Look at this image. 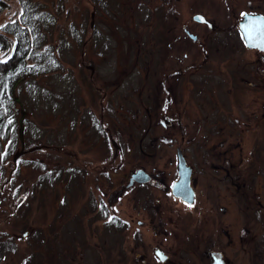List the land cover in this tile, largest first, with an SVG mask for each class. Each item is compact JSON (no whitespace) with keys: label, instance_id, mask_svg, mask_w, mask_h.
Masks as SVG:
<instances>
[{"label":"rangeland","instance_id":"1","mask_svg":"<svg viewBox=\"0 0 264 264\" xmlns=\"http://www.w3.org/2000/svg\"><path fill=\"white\" fill-rule=\"evenodd\" d=\"M141 1L146 4L151 0H32L31 5L36 9L34 12L38 13L39 20L45 24L44 27L39 28L45 34L42 52L52 51L53 58L62 63V67L61 69L56 67L50 73L35 80H25L18 85L17 94L27 126L24 132V149L50 146L59 140L64 147L59 153L66 154L69 141H72L74 136H82V127L80 128L81 125L77 123L83 122L90 134L93 130L92 115L100 118L99 108L105 107L111 108L107 112L104 111L103 117L106 123L108 122L112 128L113 125L115 126L123 141L128 144L126 149L129 150L126 153L128 160L126 165H123L122 176L113 177L114 185H117L122 178L125 179L126 184L128 183L129 175L137 168L136 161L147 160L152 170L175 166L176 155L173 152L180 142L175 139L169 148L168 143L164 142L166 138L157 134L156 130H162L164 127L158 125L161 123L160 120H156L157 122L154 120V110H151L150 116L147 117L149 125L146 127L150 133L146 134L147 136L151 134L148 140L156 151L153 150L154 155L151 158L140 151L143 144L139 141L143 134L141 131L145 129L141 118L148 113L143 106L148 101L143 98L149 93L141 82L144 83L146 77L158 76L156 70L160 71L168 67L165 60H162L160 67L151 65L149 61L154 54V48L158 50L162 44L158 41L164 40L169 34L167 29L160 28L163 25L161 22L166 20L162 19L163 12L158 9L151 10L148 4H141ZM160 1L153 0V5L159 4ZM8 2L10 7L0 13V25L15 15L19 9L14 4L16 0H8ZM173 10L176 21L175 28H172L175 33L172 35L171 32V35L178 41L185 37L182 25L195 8L188 9L184 7L183 0L182 3L179 0V4L173 6ZM167 15L165 11L164 16L168 17ZM206 19L213 24L209 18ZM156 27L158 29L153 31ZM195 29L197 28L188 30L192 33ZM159 31H162L163 37L158 35ZM152 32L153 36L150 39L147 34ZM158 38L160 39L156 41ZM190 50L198 51L200 47L194 46ZM2 58L3 55L0 54V59ZM206 60L212 66L208 72L215 81L227 83L230 75L237 78L234 55L228 57L224 63H219L216 57L206 59L201 56L194 64L199 66ZM190 61H192L190 55L183 58L180 52L174 59L179 66L188 65ZM91 64L94 65L92 74L87 68ZM77 66H81V69ZM204 71L205 69L201 73L203 74ZM85 77H89L101 91L105 86V96L104 92L99 95H93V91L89 92L85 88ZM180 84L181 92L188 94L191 88L189 80L183 79ZM159 97L150 95L149 101L160 105L163 96L160 99ZM164 125L167 128L165 120ZM134 132L137 133V138L133 137ZM220 132L218 128L203 136L202 147L200 149L194 145L189 147L186 150V157L188 163L198 168L203 157L205 165L220 164V177L213 176L214 179L210 180L207 189L199 186L198 191L202 192V196L208 194L211 207L216 211L217 215L214 216L219 220V226L223 228L221 239L225 246L223 250H227V261L230 264H252L251 247L240 240L258 238L264 247V175L253 176L249 184L243 180L247 179L245 177L242 178L243 181L237 180L236 175L231 172L233 166L223 163L233 162L239 169L245 164L240 160L245 157L246 150L240 149L236 143L228 145ZM19 148L18 140L13 149L19 151ZM136 149L142 154H139V157L136 155ZM53 150L55 149L46 147L43 153L36 149L21 155L20 158L24 161L21 162L15 176L12 165L7 166L8 174L0 185L1 188L5 186L3 190L5 196L0 206V264H54L51 263L53 261L51 253L47 252L50 248L49 244L57 246L56 250H59L60 243L64 246V240L72 244L75 243L74 240L79 244L83 243L86 264L91 263V255L96 252L93 249L88 250L91 246H96L94 243L100 246L103 244L108 248L111 259L107 260V264H122L118 261V252L127 248L124 242L126 239L127 243L128 238H124L122 243L120 238L124 237V234H129V231L125 229L126 233L117 225V227L115 225L104 227L100 223H96V226L92 223L95 218L86 205L88 203L86 200H89L88 192L85 190L82 192L80 189L84 188L87 179L82 176L69 177V163L56 161L52 156ZM213 154L219 155V158L216 156L212 158ZM153 158L155 163L151 164L149 160ZM32 161L38 162V165ZM209 172L214 174L211 165L205 168V173ZM243 173L242 175L245 176L246 172ZM231 174L233 178L230 177ZM39 175L45 176L46 179L38 185ZM55 175L56 178L53 179ZM69 178L71 180L77 178V182L81 185L80 193H71ZM156 180L161 181L159 178ZM110 197L113 195L111 194ZM250 198L261 215L260 219L255 221L249 216L247 218L245 212L246 203ZM171 202L174 208L186 214L187 219H192L199 212V207L195 205L185 207L179 202L172 200ZM161 204L163 205L162 202ZM116 205L120 210L123 207L130 210V199L122 198V201ZM61 207L65 209L60 210ZM160 208L162 209L163 206ZM133 212L131 210L129 213L126 212L125 218L130 220ZM161 216L169 223L175 220L171 214L165 213ZM136 224L131 227L134 229V226L137 227ZM169 228L170 226L166 227ZM108 234L111 236L107 237ZM166 239L172 240L170 234L159 232L157 238L150 239L149 242L153 247L161 245L167 249V243L164 242ZM85 240L89 245H86ZM73 252H75L73 257H80L78 250ZM189 263L198 264L195 258H191Z\"/></svg>","mask_w":264,"mask_h":264},{"label":"flooded vegetation","instance_id":"2","mask_svg":"<svg viewBox=\"0 0 264 264\" xmlns=\"http://www.w3.org/2000/svg\"><path fill=\"white\" fill-rule=\"evenodd\" d=\"M180 1L182 3V0ZM183 2L184 7H188V9L192 7V10L195 8V11H192L190 17L185 19L182 25L185 37L178 41L175 36H172L175 33L172 28H175L176 21H174L173 6L179 4V0H161L157 5H153V0L146 3L151 10L158 9L164 15L165 11L168 13V17L162 15V19L166 20L161 22L163 25L160 28L167 29L169 34L162 41L159 40L160 38L156 39V41L159 40L158 43L162 42V44L158 50L154 48V54L151 55L149 61L151 65L160 67L162 60H165L168 67L155 71L159 74L155 76L159 80L150 76L145 78L144 83L141 82L149 93L146 98H143L148 101L143 104L144 110L148 113L142 115L141 118L146 130L141 131L143 134L139 141L143 143V146L141 145L140 151L145 153L148 158L154 155L153 145L148 140L151 138V134L147 136L150 133L147 130L149 125L147 117L150 116L149 112L154 110V120H160L161 123L158 125L164 127L159 131L155 127L157 134L166 138L164 142L168 143L169 148L175 139L180 142L173 152L176 155L173 168L152 170L147 160L136 161L137 168L129 175L128 183L126 184L125 179L122 178L117 185H114L113 177L115 175L122 176L123 165H126L128 160L126 153L129 150L126 149L128 144L123 141L115 126L113 125L112 128L108 122L106 123L103 117L104 111L107 112L111 108L105 107L99 108L100 118L97 115H92L93 130L90 131L91 135L88 134V129L83 122L77 123L81 125L80 128L82 127V136H74L72 141H69V149L66 148L68 150V152L65 151L66 154L59 153L64 149L59 140L50 146L37 147L42 153L46 147L55 149L52 151L53 158L56 161L69 163V177L82 176L87 179L84 188L80 189L82 192L84 190L88 192L89 200H86L88 202L86 205L95 218L92 222L95 226L96 223H100L104 227L112 226L116 219L121 230L129 231L128 234L125 230L127 235L124 234V237L120 238L121 243L124 238H128V242L126 243V239L124 242L125 245L127 244V248L118 252V261L122 264H190L191 258H195L198 264H230L226 258L227 250H223L225 248L224 241L221 239L223 228L219 226V220L214 216L217 215L216 211H213L211 207L208 194L202 196V192L198 191L199 186L207 189L210 180L214 179L213 176L220 177V164H209L212 166L214 174L205 173V168L209 165H205L204 157L198 165L199 168L188 163L186 157V150L189 147L193 145L199 149L202 147L201 138L203 136L219 128L228 145L236 143L240 149L246 150L245 157L240 160L245 164L239 169L233 162L223 163L224 165L229 164L230 167L233 166L231 172L233 171L237 180H242L245 177L247 179L243 180L249 184L253 176L264 175V0H183ZM142 3L144 2L141 1ZM240 6L244 8L241 9ZM196 16H200V18H195ZM206 18H209L213 24ZM247 18L249 21L243 30L241 23ZM158 27L153 28V31ZM192 28L197 29L191 33L189 30ZM152 34L153 32L148 33L147 36H150L151 39ZM158 35L164 34L159 31ZM247 35L249 38L246 40L245 36ZM194 46L200 47V50H190ZM177 51L183 54V58L190 55L192 61L188 65L179 66L177 62H174L178 54ZM232 55L235 56L237 78L230 75V78H227V83L214 80L208 72L212 66L207 60L199 66L195 65L201 56L206 59L216 57L219 63H224ZM183 79L189 80L191 88L188 94L184 91L181 92L180 82ZM92 84L93 90H97L99 94L104 92L105 96V86L101 91L94 83ZM150 95L160 96L159 99L163 96L161 104L155 105L152 101L150 102ZM162 118L167 122V128ZM158 125L156 124L157 127H159ZM85 129L86 131H84ZM132 135L135 138L138 137L135 132ZM139 154L136 149L138 157L142 155ZM178 156H181L190 174L189 185L193 193V200L188 204L172 195V185L179 178ZM214 156L219 158V155L214 154L212 158ZM149 161L151 164L155 163L154 158ZM243 171L246 172L245 176L242 175ZM137 173L139 180H132V175ZM43 177V180L46 179L45 176ZM230 177L233 178V174ZM55 178L56 175L53 179ZM77 178L75 180L69 178L71 193L78 194L81 191L79 190L81 185L77 182ZM157 178L161 181L156 180ZM111 194L113 197H110ZM122 198L130 199V210L134 211L130 220L125 218V213H129L130 210L126 207L120 210L116 205L122 201ZM171 200L179 202L185 207L195 205L199 207V212L192 219H187L184 212L174 208ZM246 205L247 218L249 216L254 221L260 219L261 215L255 209L251 198L248 199ZM161 206H163V210L160 208ZM61 209H65V207H61ZM165 213L173 216L175 219L173 223L164 220L161 214ZM134 223H137V227L134 226L133 229L131 225ZM167 226L170 228L166 229ZM159 232L170 234L172 237V240L164 241L167 243V249L161 245L153 247L149 242L150 239L157 238ZM151 234L152 237H150ZM109 236L111 235L108 234L107 237ZM74 241L75 243L72 244L64 240V246L60 243L59 250H56L57 246L49 244L50 248L47 251L53 258L51 263L86 264L83 256V243L79 244L77 240ZM85 241L86 245H89V242ZM244 241L251 247L252 264H264V247L258 238L240 240V242ZM94 245L96 246H91L88 249L96 251L91 255L90 264H107V260L111 259L108 248L103 244L100 246L94 243ZM74 250L76 252L78 250L80 257H73Z\"/></svg>","mask_w":264,"mask_h":264},{"label":"trees","instance_id":"3","mask_svg":"<svg viewBox=\"0 0 264 264\" xmlns=\"http://www.w3.org/2000/svg\"><path fill=\"white\" fill-rule=\"evenodd\" d=\"M31 2L32 0H16L14 4L19 9L15 15L0 25V54L3 55L0 59V185L8 174L7 166L12 165L15 176L21 162L24 161L22 158L17 159L16 163L12 160L16 152L13 147L19 140L18 124L21 117L19 113L22 109L21 103L16 101L18 85L25 80H35L39 76L50 73L56 67L59 69L62 67V63L53 58L52 51L42 52L45 34L39 28L44 27L45 24L39 20L38 13L34 12L36 9H33ZM8 4V0H0V13L10 7ZM77 67L81 69V66ZM84 80H86L85 88L89 92L93 91V95H99L97 90L92 89L91 80L88 77ZM25 122L24 120L23 125L26 129ZM32 162L38 165V162ZM43 178L39 175L38 185ZM4 189L5 186L2 188L0 186V206L5 196ZM114 222L115 226L119 224L116 219Z\"/></svg>","mask_w":264,"mask_h":264},{"label":"water","instance_id":"4","mask_svg":"<svg viewBox=\"0 0 264 264\" xmlns=\"http://www.w3.org/2000/svg\"><path fill=\"white\" fill-rule=\"evenodd\" d=\"M195 18H200V16H196ZM248 18L241 23L242 29L245 30V28L247 27L248 24ZM247 38H249V36H245V39L247 40ZM88 69H90L91 74L94 72V65L91 64L90 66H87ZM16 101H19V98L16 99ZM24 112L21 109V117L19 118V130H18V138H19V142H20V150L16 151L13 155V162L16 163L17 159H19L21 157V155L26 154L28 152H32V150H36L38 149L37 147H32L31 150H27L24 149V132H25V126L23 125V121H24ZM177 164H178V175L179 178L177 179V181L172 185V195L174 197H178L181 200L185 201L187 204L191 203L193 200V193L191 190V187L189 185V173H188V169H186V164L184 163L183 159L181 158V156H178V160H177ZM138 173L137 174H133L132 175V180L133 179H138ZM132 182V181H131Z\"/></svg>","mask_w":264,"mask_h":264},{"label":"snow or ice","instance_id":"5","mask_svg":"<svg viewBox=\"0 0 264 264\" xmlns=\"http://www.w3.org/2000/svg\"><path fill=\"white\" fill-rule=\"evenodd\" d=\"M199 19V18H198Z\"/></svg>","mask_w":264,"mask_h":264}]
</instances>
